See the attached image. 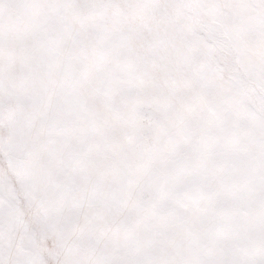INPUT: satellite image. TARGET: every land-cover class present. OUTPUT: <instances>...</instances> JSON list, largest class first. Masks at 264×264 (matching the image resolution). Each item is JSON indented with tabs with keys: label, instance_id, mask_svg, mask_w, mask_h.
<instances>
[{
	"label": "snow or ice",
	"instance_id": "snow-or-ice-1",
	"mask_svg": "<svg viewBox=\"0 0 264 264\" xmlns=\"http://www.w3.org/2000/svg\"><path fill=\"white\" fill-rule=\"evenodd\" d=\"M0 264H264V0H0Z\"/></svg>",
	"mask_w": 264,
	"mask_h": 264
}]
</instances>
